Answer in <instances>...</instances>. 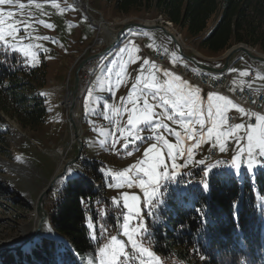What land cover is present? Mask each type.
Returning <instances> with one entry per match:
<instances>
[{"label":"rangeland","instance_id":"374dc122","mask_svg":"<svg viewBox=\"0 0 264 264\" xmlns=\"http://www.w3.org/2000/svg\"><path fill=\"white\" fill-rule=\"evenodd\" d=\"M75 2L80 4V0ZM88 3L93 9L88 8L87 11L81 5L73 3L72 0H12L11 3H0V45L20 53L30 64L36 65L43 60L47 67L46 83L44 87L40 88L47 109V115L42 125L36 128L22 127L15 118L0 113V117L3 118L0 120V248L9 242L17 244V240L27 236L35 226L33 205L56 169L57 154L55 150L57 147L64 148L65 160L77 152V143L72 141L70 134L71 125L67 118V106L62 102L65 94L72 89L77 61L89 54L99 52L111 41L108 35L98 32L91 18L99 20L101 13L103 19L111 24V32L114 34L125 22L140 21L149 24L164 22L169 30L173 29V32L181 34L186 53H196L199 57L211 60L214 64L219 62L217 65H221L224 61L223 54L226 50L220 53H210L199 45L198 38L188 36L168 21H162L159 15L136 12L119 13L114 10L112 3L108 0H88ZM8 12H12L13 15L9 17ZM10 27L17 31L10 33ZM143 31L148 39L154 42L153 48L155 45H163L172 53L171 59H169L171 67H177L175 63L177 61L181 68L187 64L190 71L198 69L189 61L180 60L181 57L175 53L172 42L160 29H143ZM98 38L101 39V42L96 41ZM123 41H125V37ZM126 42L128 43H124L119 49L107 52L105 56L90 59L100 62L101 60L105 61L109 56L107 64L101 68L95 78L94 90L83 91L80 85L83 94L77 122L80 123L83 150L81 157L76 162L77 169L80 170L79 165L86 162L93 163L95 161L100 164V170L108 179L107 184L120 185L117 193L112 192V198L110 197L112 200H110L122 208L117 220L119 232H116V226L115 232L108 239L102 241L94 252L87 254L83 264H102V262L103 264H160V258L152 251L149 244L150 238L146 221L150 217L149 203L145 191L140 192L141 188L149 187V175L159 177L158 185H155V190L158 191L157 197H159L162 187L164 194L167 195L170 181L176 180L180 175L185 177L192 169H198L197 167L205 166L209 170L212 168L206 163L207 158L212 157L213 154L209 150L210 147L222 144L228 136L237 137L246 132L243 122L237 123L243 125L241 128H236V124L225 131L217 132L221 126L219 124L212 129L210 136L209 131L206 132L204 129L197 131L190 125L186 128L180 123L181 117L176 115L171 107L165 105L161 99L156 103L152 102L148 93L155 94L159 98L167 95L169 99H172L171 93L166 92L169 83L173 87H182L186 92L199 89L196 94L200 97L201 111L206 110V104L203 102H208V96L212 94H208L204 89L196 86V82L183 76L181 70L177 72L163 64L148 61L149 59L142 52V46H145L148 52H152L147 39L140 43L131 38L130 42L129 40ZM249 47L253 51L262 53L256 46L249 45ZM126 57L127 59L123 63L122 60ZM243 57L249 60L244 54L241 58L243 59ZM128 64L134 66V71L131 69L128 75H131L130 83L135 85V89L132 88L135 92V99L129 105V109L134 112V120L130 127L126 128L118 119V106L124 97V90L120 87L129 81L121 68ZM248 68L249 65L241 67L238 76L232 74L234 87L243 82ZM140 73V78H138ZM156 73L159 80L154 84L160 85V88H152L143 83L144 79L141 77L154 76L156 78ZM261 76L263 80H261ZM257 80L264 81L263 74H258ZM145 98L150 105L156 108L152 107L151 111L154 115L151 116L149 122L161 118V122L157 121L155 125L162 129V134L160 142L155 139L143 140L145 144L141 146L140 143L143 141L131 144L128 136L132 135L133 129L138 123L145 122L143 120L144 113L140 111L138 105L140 99L144 103ZM226 100L231 101L229 105L240 109V106L233 100L229 98ZM222 104L224 103L222 102ZM184 111L186 112L187 109L185 108ZM94 112H101L107 120L105 126L98 131H96L94 121L86 125L83 117V115H92ZM169 116H172V119H169ZM194 118L195 116L185 115L183 120L187 122ZM89 126L93 130V135L89 133ZM260 126H262V121L249 126L245 135L246 140L250 131H256L252 133L253 142H255L262 130ZM96 132H98L97 135ZM202 133L208 134L206 139L208 142L205 146H203L204 138L200 139ZM116 135L119 143L118 148L110 146ZM214 136L219 138L220 143L213 142ZM238 142L231 150L223 152L220 150L219 154L224 156L239 152L243 146L238 148ZM245 145V150H248V140ZM134 151L136 152L130 159L129 154ZM249 161L252 163L250 164ZM220 169L227 174H235L240 181L244 179L253 181V175L257 169L262 171L261 175L264 177V163L257 162L254 158L247 157L243 165L242 159L235 157L228 166ZM72 172L74 170L69 167L66 175L57 180L54 186H60L65 177ZM164 172L168 173L167 177L163 176ZM141 182H143V187ZM125 196L129 198V203L133 202L132 197H136V203L140 210V217L133 216L128 222L129 235L124 234L123 228V216L128 214V210L123 207ZM160 202L163 203L162 200ZM257 205L264 214V194L259 197ZM36 218L38 217L36 216ZM141 225L143 226L141 227ZM40 235L52 237L46 232ZM89 235L92 239L95 238L92 224L89 225ZM113 236L121 242L123 251L112 244ZM133 242L135 246H133ZM29 243L21 246L22 249H25ZM140 249L146 251L141 252ZM113 254H116L114 262L111 260ZM4 255H1L0 258Z\"/></svg>","mask_w":264,"mask_h":264},{"label":"trees","instance_id":"16d2710c","mask_svg":"<svg viewBox=\"0 0 264 264\" xmlns=\"http://www.w3.org/2000/svg\"><path fill=\"white\" fill-rule=\"evenodd\" d=\"M108 1L119 13L162 15L210 53L238 43L264 53V0ZM46 70L44 61L30 64L0 45V111L22 127L45 121L40 88ZM79 168L46 197L47 222L64 241L39 235L25 249L2 256L0 264H81L114 233L122 208L110 205L100 164ZM197 168L170 181L167 195L162 187L148 206L149 244L160 264H264V214L257 205L264 194L262 171L256 170L253 181H240L220 168Z\"/></svg>","mask_w":264,"mask_h":264},{"label":"built area","instance_id":"2783aa9c","mask_svg":"<svg viewBox=\"0 0 264 264\" xmlns=\"http://www.w3.org/2000/svg\"><path fill=\"white\" fill-rule=\"evenodd\" d=\"M136 39L141 43L144 38L142 36H138ZM142 52L148 57L150 62L171 67L169 64L171 53L165 46H158L156 50L152 52H148L147 48L142 46ZM107 60L108 58H106L105 61L101 60L100 62L90 60L82 66L80 84L83 91L87 92L94 90L95 78L101 68L106 64ZM247 62L249 63V68L245 79L237 87L232 85L231 71L222 73H214L203 70L190 71L188 65L181 69V74L189 78V80L196 82L205 89L219 91L228 95L237 105L240 106V109H231L227 111L221 120V126L217 132L232 128L238 122H243L244 126L248 127L257 124L259 121H262V130H264V82L257 80L258 74L263 73V66L255 61L248 60ZM153 95L155 94L148 93V97H150L152 102L156 103V101L160 100V98L156 95V99H153ZM160 121L161 118L159 119V122ZM161 132V128L156 126L154 122L143 123L138 125L133 130L132 135L129 136L128 139L132 143L140 139L150 138L156 139L157 142H160ZM245 135L246 132H243L240 136H237L239 139H237V137L228 136L224 139L222 144L210 147L209 150L213 154L212 157L207 158L206 162L213 167L225 166L229 164L235 156L241 157L242 160L246 157H253L257 161L264 162V157L259 156L260 149H254L253 154L249 156L248 150H245L244 148L246 146L245 144H247ZM213 139V142L220 143L219 138L216 136H214ZM237 141H239L237 146L238 148L243 146L240 148L239 152L224 156L219 154L221 147H223L224 151L231 150Z\"/></svg>","mask_w":264,"mask_h":264},{"label":"water","instance_id":"95a60500","mask_svg":"<svg viewBox=\"0 0 264 264\" xmlns=\"http://www.w3.org/2000/svg\"><path fill=\"white\" fill-rule=\"evenodd\" d=\"M76 0H72L73 3L76 4ZM84 7V9L87 11L88 8L93 9L90 7L88 0H80V4ZM159 17L162 19V21L165 19L162 17V15H159ZM103 18V15L100 13V19ZM133 29H160L164 35L172 42L173 49L177 55L181 57L182 60H187L190 63H192L195 67H197L199 70L203 71H209V72H215V73H222L228 71L231 66L239 61L241 56L244 54L249 60L259 62L264 67V53H260L257 51H253L249 45L244 43H238L233 46H231L226 52L223 54L224 61L221 65L214 64L211 60H207L205 58L199 57L196 53L194 54H188L185 52L182 43L178 40L181 36L179 33H175L167 28V25L164 22H157L149 24L148 22H140V21H131V22H125L115 33L114 36H112L111 41L103 47L99 52L89 54L85 57H83L80 61H78L74 68V78L72 83V100L68 107V114L70 116V125L71 129L73 131V140L77 143V152L74 156L69 157L62 165L61 169L58 170V165L56 166V169L52 176L50 177L48 183L46 186L43 187V189L38 194L35 205H34V211L36 213V216L38 217V221L35 224V226L32 228L31 232L25 236L21 240H17L18 243L14 244L15 242H9L6 246L0 248V256L7 254L9 251H15L22 249L21 246H24L25 244L32 241L34 238H36L38 235H40L42 232V223L43 221H47V215L48 211L45 208V198L47 194L51 191L53 188L55 182L57 180L62 179L66 173L69 167H71L74 172L79 173V169H77L76 162L79 160L82 154L83 150V140L82 135L79 133L80 123L79 125L72 120V110L74 109V106L76 104V98H79L78 92L80 87V68L83 66L84 63L89 61L90 59L97 58L100 56H103L107 54V52L114 50L117 48V46L121 43L122 39L124 38L125 34ZM64 101V100H63ZM64 103V102H62ZM0 113L3 114V112L0 111ZM4 115V114H3ZM79 121V120H78ZM15 126V125H14ZM119 228L117 226L116 232L118 233ZM55 234H50L52 237H55L60 240H64L63 237L54 230Z\"/></svg>","mask_w":264,"mask_h":264},{"label":"snow or ice","instance_id":"6c2138e0","mask_svg":"<svg viewBox=\"0 0 264 264\" xmlns=\"http://www.w3.org/2000/svg\"><path fill=\"white\" fill-rule=\"evenodd\" d=\"M11 2H12V0H0V3H11ZM7 15L9 17H11L13 15V13L8 12ZM48 27H51V25H48ZM15 31H17V29H14L12 27L9 28L10 33L15 32ZM45 39H47V37H45ZM145 63H147V60H145ZM148 86L160 88V85H156V84H151ZM133 88L135 89V85H133ZM166 92L171 93V96L173 98L169 99L167 95H164V96H160V99L163 101V103L165 105L171 107L173 109V111L176 113V115L181 117L180 123L182 125H184L186 128L191 124V121L185 122L183 120V117L185 115H187L189 117L201 115V101H200V97L196 94L199 92V89H196L193 92H186L182 87H180V86L173 87L169 83L167 86ZM152 98L156 99V96L153 95ZM220 102H223L225 105L231 103V101L226 100L225 97H223V96H213V95L208 96V115H209L210 119L213 117V115H215V116H221L222 115V107H221ZM152 107H153V105H150L148 103L147 98H145L144 106L140 110L141 112L144 113L143 120L145 122L149 121L151 119V116L154 115V113H152V111H151ZM185 108L187 109L186 112L184 111ZM169 119H172V116H169ZM196 122L199 123L201 126H203V124H204V121L202 119L197 120ZM132 123H133V120L130 117L129 124H132ZM212 123H213V126L215 127L216 121L213 120ZM241 127H243V125H240V124L236 125V128H241ZM211 132H212V129H209V135L211 134ZM237 139H239V137H237ZM247 140L249 141V146H248L249 156H251L253 154V149L258 147L260 149L259 156L264 157V130H261L259 132L258 137L256 138L255 142H253V140H254L253 134H249L247 136ZM169 147H171V146H169ZM221 151L222 152L224 151L223 147H221ZM169 154L171 155V152ZM189 155H190V153H189ZM249 163L251 164L252 161H249ZM163 176L167 177L168 173L164 172ZM149 180H150L149 186L158 185L159 177L150 174ZM141 186L142 187L144 186L143 182H141ZM116 187H120V185L118 184V185H116ZM145 195L147 197L148 203L151 204L152 198L155 195V188H153V191H148V189L145 188ZM131 200L133 202L129 203L128 202L129 198L127 196H125V201H124L123 207L128 210V214H125L123 216V220H124L123 228H124V234L125 235H129V231H128L129 220L132 219L133 216L140 217V210H139V207L136 203L137 198L132 197ZM142 226L143 225H141V227ZM112 244L114 246H118L120 248V250L123 251V245L121 244L120 241H118L116 239L115 236L112 237ZM133 246H135L134 242H133ZM140 251L144 252L146 250L140 249ZM148 255H151V253H148ZM111 260L113 262L116 260V254H113V256L111 257ZM102 264H103V262H102Z\"/></svg>","mask_w":264,"mask_h":264},{"label":"crops","instance_id":"0c3cea01","mask_svg":"<svg viewBox=\"0 0 264 264\" xmlns=\"http://www.w3.org/2000/svg\"><path fill=\"white\" fill-rule=\"evenodd\" d=\"M145 30V29H144ZM130 32V34L128 35V33ZM140 34H143V35H140ZM128 35V38H126V36ZM143 36L144 37V39H147L148 41H149V43H150V45H151V51H155L156 50V48L158 47V46H160V45H155V48H153L152 46H153V44H154V42H151L149 39H148V36H146V33H144V31H143V29H133V30H130V31H128L126 34H125V40L127 39V40H129V42H130V39L132 38V39H135L134 37H136V36ZM126 40V41H127ZM136 40V39H135ZM126 43H128V42H126ZM119 49V48H118ZM113 54V53H112ZM147 58V57H146ZM43 59V58H42ZM126 59H127V57L124 59V60H122V62L124 63L125 61H126ZM148 59V58H147ZM45 60V59H44ZM43 61V60H42ZM149 61V60H148ZM176 63H177V61H175ZM156 64V63H155ZM216 64H219V62H216ZM248 65V62H247V60H246V58H244L243 57V59L241 58V60L240 61H237V63L235 62L232 66H231V68H230V71L232 72V74H235L236 76H238L239 75V71H240V68L241 67H243V66H247ZM122 70L121 71H123L124 73H125V75H126V77L127 78H129V81L124 85V86H121L120 87V89H123L124 90V97H123V99H122V102H121V104L118 106V109H119V113H118V119H120L121 120V122H122V126L123 127H126V128H128V127H130V124H129V119H130V117L132 118V120H134V112H133V110H130L129 109V105L130 104H132L133 102H134V91H133V85H132V83H130V76L131 75H128L129 74V71L132 69V71H134V66L132 65V64H128L127 66H124L123 68H121ZM178 72V71H177ZM142 73H144V72H142ZM157 74V73H156ZM246 74V73H245ZM140 75H141V73L138 75V78H140ZM245 76V75H244ZM142 79H144V81H143V83L144 84H146V85H151V84H154V82L155 81H157L158 82V80H159V78H158V74H157V76H156V78H154V76H143V77H141ZM261 80H263V77L261 76ZM196 86H198V87H200V88H202V89H204L208 94H212V95H214V96H223V97H225V99H227V98H229V99H231L228 95H225L224 93H222V92H219V91H212V90H208V89H205V88H203V87H201L199 84H197ZM236 86V85H235ZM238 86V85H237ZM152 88H154V87H152ZM232 100V99H231ZM112 102H114V99H112ZM204 104H206V110L205 111H201V115L200 116H195V118L194 119H192L191 120V124H190V127H195V130H197V131H200V130H202V129H204L206 132H208L209 131V129H213V128H215L216 126H218L220 123H221V120L223 119V117L225 116V114L227 113V111H229V110H231V109H236V108H234L233 106H231V105H229V104H227V105H225V104H222V102H220L221 103V107H222V115L221 116H215V115H213V117L210 119L209 118V115H208V102H203ZM139 108L140 109H142L143 108V106H144V103H143V101L140 99V101H139ZM153 108H155L154 106H153ZM156 109V108H155ZM215 111V110H214ZM83 117H84V121H85V123H86V125H89L90 124V122L91 121H94L95 122V125H96V131H98V129H100L101 127H104L105 126V124L107 123V120H106V118H105V116L104 115H102V113L101 112H94V113H92V115H83ZM200 119H202L203 121H204V124H203V126H201L199 123H197L196 121L197 120H200ZM213 120H215L216 121V125H215V127L213 126V123H212V121ZM141 123H144V122H140V123H138L137 125H139V124H141ZM136 125V126H137ZM245 127V126H244ZM260 127H262V126H260ZM89 128V133H90V135H93V130H92V128H91V126H89L88 127ZM246 129V133H247V129H248V127H246L245 128ZM253 132H256V131H250V134H252ZM97 133L98 132H96V135H97ZM186 133V132H185ZM227 133H229V132H227ZM208 134H205V133H202L201 135H200V139H203L204 138V142H203V146H205L206 145V143L208 142V140H206L208 137ZM210 136V135H209ZM118 141V137H117V135H116V137L114 138V140L112 141V143L110 144V146L112 145V146H114V147H116V148H118L119 147V143L117 142ZM141 144V146H143L144 144H145V142H141L140 143ZM140 146V147H141ZM139 147V148H140ZM256 148H258V147H256ZM255 148V149H256ZM103 152V151H102ZM132 154H133V152L131 153V154H129V156H130V159H131V157H132ZM108 182V181H107ZM156 186L155 185H153V186H146V187H143V188H141L140 189V192L141 191H145V188H147L148 189V191H153V188H155ZM156 189V188H155ZM106 190H107V194L109 195V197H111L112 198V194L114 193V192H118V187L116 188V185H110V184H106ZM113 192V193H112ZM157 195H158V191H156L155 190V195L153 196V198H152V201L155 199V198H157ZM121 201V200H120ZM150 204H148V206H149Z\"/></svg>","mask_w":264,"mask_h":264},{"label":"bare ground","instance_id":"6f19581e","mask_svg":"<svg viewBox=\"0 0 264 264\" xmlns=\"http://www.w3.org/2000/svg\"><path fill=\"white\" fill-rule=\"evenodd\" d=\"M78 2H79V0H78ZM91 20H92V23L97 27L98 32L104 33L105 35H108L110 38H112V36L115 35L113 32H111V24L108 21L104 20L103 18L99 19V20L91 18ZM178 40L182 43V45H184V42L182 41L181 36H180V38ZM96 41L101 42V39L98 38ZM123 44H121V45H123ZM80 60H78V61H80ZM81 68H80V75H81ZM81 89H83V88H81ZM82 94H83V92H82V90H80V87H79V92H78L79 98H76V100H75L76 104L74 106V109L72 110V115H73L72 116V120H74L78 125H79V123L77 122V114H79V112L81 110ZM71 100H72V94H71L70 91H68V93L65 94V98H64V101H63L64 102L63 104L65 106H67V110H68L69 104L71 103ZM68 113L69 112H67V118H68V121L71 122L70 116H69ZM79 133H80V129H79ZM70 134H71V138H72V141H73V131H72V129H71ZM55 152L57 154V165H58V170L57 171H59L61 169L63 163L66 161L65 158H64V148L62 146H58L57 149L55 150ZM33 207H34V205H33ZM33 216H34V220H35V224H36V222L38 221V218H36V215H35L34 211H33ZM42 231L46 232V233H49V234H52V235L55 234L54 230L51 228V226L48 224V222L46 220L43 221V223H42Z\"/></svg>","mask_w":264,"mask_h":264}]
</instances>
